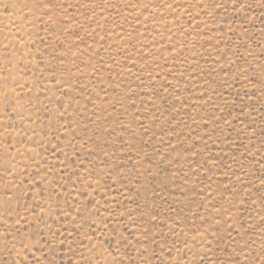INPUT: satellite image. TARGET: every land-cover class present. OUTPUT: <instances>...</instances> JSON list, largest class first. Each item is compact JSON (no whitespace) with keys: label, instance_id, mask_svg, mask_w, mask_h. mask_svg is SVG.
Masks as SVG:
<instances>
[{"label":"rangeland","instance_id":"obj_1","mask_svg":"<svg viewBox=\"0 0 264 264\" xmlns=\"http://www.w3.org/2000/svg\"><path fill=\"white\" fill-rule=\"evenodd\" d=\"M264 264V0H0V264Z\"/></svg>","mask_w":264,"mask_h":264},{"label":"snow or ice","instance_id":"obj_2","mask_svg":"<svg viewBox=\"0 0 264 264\" xmlns=\"http://www.w3.org/2000/svg\"><path fill=\"white\" fill-rule=\"evenodd\" d=\"M37 264H39V261H37Z\"/></svg>","mask_w":264,"mask_h":264}]
</instances>
